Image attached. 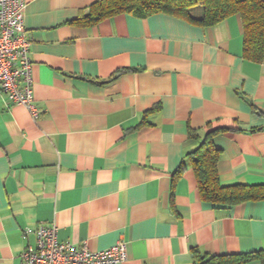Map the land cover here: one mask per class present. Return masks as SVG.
Returning <instances> with one entry per match:
<instances>
[{
  "label": "crops",
  "instance_id": "crops-1",
  "mask_svg": "<svg viewBox=\"0 0 264 264\" xmlns=\"http://www.w3.org/2000/svg\"><path fill=\"white\" fill-rule=\"evenodd\" d=\"M97 1L25 0L39 114L0 94V264H22L23 231L53 224L90 251L123 241L121 264H264V200L202 201L187 160L225 128L221 185L264 184V59L243 57L240 16L77 23Z\"/></svg>",
  "mask_w": 264,
  "mask_h": 264
},
{
  "label": "trees",
  "instance_id": "trees-1",
  "mask_svg": "<svg viewBox=\"0 0 264 264\" xmlns=\"http://www.w3.org/2000/svg\"><path fill=\"white\" fill-rule=\"evenodd\" d=\"M197 9L200 14L194 16ZM121 13L138 18L168 14L203 26L214 25L238 14L243 26V57L256 63L264 59V0H100L93 3L87 13L75 21L89 26ZM224 130L225 128L219 127L208 129L198 147L187 154L200 199L221 206L264 200V184L221 185L216 171L220 150L214 147L212 140ZM249 256L196 257L197 264H232L247 260Z\"/></svg>",
  "mask_w": 264,
  "mask_h": 264
},
{
  "label": "built area",
  "instance_id": "built-area-1",
  "mask_svg": "<svg viewBox=\"0 0 264 264\" xmlns=\"http://www.w3.org/2000/svg\"><path fill=\"white\" fill-rule=\"evenodd\" d=\"M25 0H0V94L11 104L24 107L32 120L38 118L32 89L30 40L24 26ZM34 237L20 255L22 264H121L126 256L123 241L102 251L59 241L56 225L25 229L23 240Z\"/></svg>",
  "mask_w": 264,
  "mask_h": 264
}]
</instances>
